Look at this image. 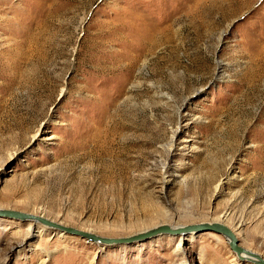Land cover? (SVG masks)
<instances>
[{
	"label": "rangeland",
	"instance_id": "374dc122",
	"mask_svg": "<svg viewBox=\"0 0 264 264\" xmlns=\"http://www.w3.org/2000/svg\"><path fill=\"white\" fill-rule=\"evenodd\" d=\"M0 208L264 257V0H0ZM190 233L0 217V264H252Z\"/></svg>",
	"mask_w": 264,
	"mask_h": 264
},
{
	"label": "water",
	"instance_id": "95a60500",
	"mask_svg": "<svg viewBox=\"0 0 264 264\" xmlns=\"http://www.w3.org/2000/svg\"><path fill=\"white\" fill-rule=\"evenodd\" d=\"M0 217H8L12 219H17L21 221L25 220H37L42 224L49 227H53L69 234L77 235L85 238L89 241L99 242L104 244H118L125 242H132L134 240H143L158 234H168V235H179L189 232H200V231H213L215 233L221 234L227 241L229 249L235 254V256L240 261H248L252 264H264V257L260 254L251 251L239 244V240L235 232L228 227L226 224L219 221H203L193 224H188L183 227L173 228L167 224H162L154 227L150 230L139 232L133 234L129 237H103L91 233L89 231L77 229L71 226H66L54 222L50 219L43 217L42 215L27 213L23 211L13 210V209H2L0 208Z\"/></svg>",
	"mask_w": 264,
	"mask_h": 264
},
{
	"label": "bare ground",
	"instance_id": "6f19581e",
	"mask_svg": "<svg viewBox=\"0 0 264 264\" xmlns=\"http://www.w3.org/2000/svg\"><path fill=\"white\" fill-rule=\"evenodd\" d=\"M31 221H33V222H35V223H37V222H39V221H37V220H31ZM40 223V222H39ZM167 225H169V226H171V227H173V228H177V227H183V226H185L184 224H168V223H166ZM159 225H162V224H159ZM159 225H157V226H159ZM157 226H154V227H157ZM49 227V226H48ZM154 227H152V228H154ZM32 228V226H31V224H29V230ZM44 228V227H43ZM41 229V231L42 230H44V229ZM152 228H150V229H152ZM149 228L147 229V230H150ZM147 230H145V231H147ZM40 231V232H41ZM143 232V231H142ZM139 233V232H138ZM185 234V233H184ZM189 236L191 237V236H193V232H191L190 234H189Z\"/></svg>",
	"mask_w": 264,
	"mask_h": 264
}]
</instances>
